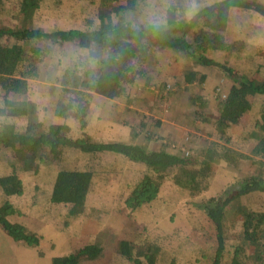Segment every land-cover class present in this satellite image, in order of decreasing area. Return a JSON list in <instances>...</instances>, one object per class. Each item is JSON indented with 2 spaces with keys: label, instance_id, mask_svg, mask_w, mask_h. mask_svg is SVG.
<instances>
[{
  "label": "trees",
  "instance_id": "obj_1",
  "mask_svg": "<svg viewBox=\"0 0 264 264\" xmlns=\"http://www.w3.org/2000/svg\"><path fill=\"white\" fill-rule=\"evenodd\" d=\"M142 0H90L93 7L82 28H53L34 26L35 11L41 0H0V12L5 11L9 21L0 23V152L10 156V172L0 175V228L14 240L39 246L40 237L21 223H10L8 216L18 213L10 203L11 196L24 194L23 174L37 172L43 164L55 170L49 196L51 204L67 208L71 217L80 214L98 180V172L91 168L63 165L65 151L76 150L94 156L113 154L142 167L139 179L129 185L124 204L135 211L150 204L158 196L165 182H171L190 194H199L207 187L216 162L224 161L233 168L244 157L228 146L209 147L197 156L172 153L165 148L153 149L149 140L153 132L140 129L132 131V140L96 141L84 131L93 95L109 99H124L126 105H138L128 91L139 81L148 84L167 98L172 94L169 83L158 86L148 74L146 64L150 50L170 51L190 58L194 66L221 69L232 80L226 94L218 100L215 120L217 132L238 124L251 111L254 101L260 97L257 128L260 139L253 148L256 157L251 158V169L246 176L237 179L219 196L202 204L217 239L215 251L206 256L209 264H264V212L250 211L242 206V200L252 194L264 193V73L261 76L240 74L214 55H224L239 50V42L227 40L229 18L232 10H252L264 17V4L257 0H214L189 12L188 0H167L160 9L144 15ZM160 1V0H159ZM74 45L86 52L54 76L56 83L54 113L77 121L82 137H71L67 123L36 122L35 105L26 98L30 82L45 71V59L53 49ZM196 67H188L181 74L186 85L197 80ZM150 118L147 115L144 116ZM25 118L23 129L17 121ZM161 124V118L155 125ZM228 140V139H227ZM231 212L238 215L242 243L254 247L249 261L239 260L238 247L231 256L225 248L226 220ZM105 234H98L73 251L55 255L51 264H83L102 256ZM119 253L130 264H157L158 248L150 242L135 243L125 236L117 241ZM237 255V256H236ZM230 257V258H229Z\"/></svg>",
  "mask_w": 264,
  "mask_h": 264
},
{
  "label": "rangeland",
  "instance_id": "obj_2",
  "mask_svg": "<svg viewBox=\"0 0 264 264\" xmlns=\"http://www.w3.org/2000/svg\"><path fill=\"white\" fill-rule=\"evenodd\" d=\"M167 0H142L140 6L145 16L160 9ZM214 0H188L189 12L198 10L203 4ZM264 4V0H257ZM93 7L90 0H41L33 16V25L42 29L82 28ZM5 11L0 12V23L10 22ZM227 40L239 42V50L224 55L216 53L218 61L235 68L240 74L261 76L264 73V17L252 10H232L229 18ZM86 52L74 45L55 47L45 59L44 72L30 82L26 98L35 105V120L41 124L67 123L71 137H82L79 124L72 117L63 118L54 113L56 82L51 80L59 68L75 62ZM150 61L146 64L148 74L156 85L169 83L172 94L167 98L158 96L157 89L139 81L128 91L138 105H126L124 99H109L93 95L84 131L96 141L129 142L132 134L144 124L146 132L152 131L149 145L153 148L180 154L197 156L209 147L228 146L244 157L238 159L233 168L219 160L208 180L207 187L199 194L165 182L159 196L150 204L130 211L124 204L129 185L142 174V167L120 155L94 156L76 150H67L63 165L91 168L99 178L89 192L84 210L69 216L67 208L51 204L49 196L55 170L43 164L37 172H25L24 194L11 196L10 203L18 213L8 216L10 223H21L40 237L38 247L14 240L0 228V264H51L55 255L66 254L86 243L98 234H105L103 254L94 261L83 264H130L118 251L117 241L125 236L135 243L150 242L158 248L157 264H209L206 256L215 251L217 239L202 204L219 196L237 179L246 176L251 169L253 148L260 139L257 128L260 97L256 98L250 112L242 120L227 129L225 134L217 132L215 120L220 100L232 85L221 69L194 66L187 56L170 51L150 50ZM196 67L205 74V81L197 80L186 85L181 83V74L188 67ZM150 118H146L144 116ZM162 118L159 126L155 120ZM25 118L17 121L23 129ZM134 129V131H132ZM228 139V140H227ZM218 145V146H217ZM217 146V147H216ZM10 156L0 152V175L10 172ZM264 162V158L261 159ZM0 193V204L3 201ZM242 206L250 211L264 212V193H256L242 200ZM238 215L227 216L225 248L231 256L238 247L239 260L246 262L253 256L254 247L242 243ZM237 256V255H236ZM230 258V257H229Z\"/></svg>",
  "mask_w": 264,
  "mask_h": 264
},
{
  "label": "crops",
  "instance_id": "obj_3",
  "mask_svg": "<svg viewBox=\"0 0 264 264\" xmlns=\"http://www.w3.org/2000/svg\"><path fill=\"white\" fill-rule=\"evenodd\" d=\"M161 121H162V118H161Z\"/></svg>",
  "mask_w": 264,
  "mask_h": 264
}]
</instances>
